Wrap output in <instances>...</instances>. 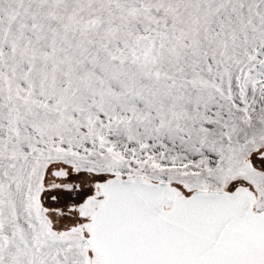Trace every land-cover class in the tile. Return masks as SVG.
<instances>
[{"label": "snow or ice", "instance_id": "obj_1", "mask_svg": "<svg viewBox=\"0 0 264 264\" xmlns=\"http://www.w3.org/2000/svg\"><path fill=\"white\" fill-rule=\"evenodd\" d=\"M0 264H264V0H0Z\"/></svg>", "mask_w": 264, "mask_h": 264}]
</instances>
